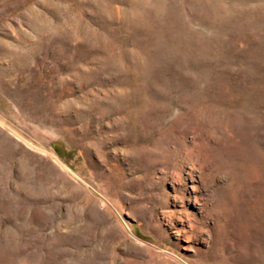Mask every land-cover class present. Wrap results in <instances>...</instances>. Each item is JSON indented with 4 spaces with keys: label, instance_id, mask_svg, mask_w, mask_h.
<instances>
[{
    "label": "rangeland",
    "instance_id": "rangeland-1",
    "mask_svg": "<svg viewBox=\"0 0 264 264\" xmlns=\"http://www.w3.org/2000/svg\"><path fill=\"white\" fill-rule=\"evenodd\" d=\"M147 2L0 0V264H264V0Z\"/></svg>",
    "mask_w": 264,
    "mask_h": 264
},
{
    "label": "bare ground",
    "instance_id": "bare-ground-1",
    "mask_svg": "<svg viewBox=\"0 0 264 264\" xmlns=\"http://www.w3.org/2000/svg\"><path fill=\"white\" fill-rule=\"evenodd\" d=\"M163 2H164V0H154V5H153L154 6V11L158 15H161V13H163V11H162ZM146 3H148L147 0H131V7H130L131 9L128 12L129 16L130 15H133L134 16V14H141L142 10H140V9L142 8V6H145L146 7V5H147ZM150 5H152V4H150ZM139 7H140V9H139ZM179 151H180V148L177 147V148H174V150H172L171 152L173 154L177 155L179 153Z\"/></svg>",
    "mask_w": 264,
    "mask_h": 264
}]
</instances>
